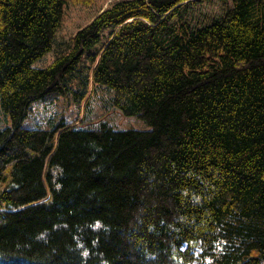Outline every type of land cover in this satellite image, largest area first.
Returning a JSON list of instances; mask_svg holds the SVG:
<instances>
[{"label":"trees","instance_id":"16d2710c","mask_svg":"<svg viewBox=\"0 0 264 264\" xmlns=\"http://www.w3.org/2000/svg\"><path fill=\"white\" fill-rule=\"evenodd\" d=\"M193 1L112 0L39 67L95 0H0V264H264V0ZM99 87L128 124L25 125Z\"/></svg>","mask_w":264,"mask_h":264},{"label":"rangeland","instance_id":"374dc122","mask_svg":"<svg viewBox=\"0 0 264 264\" xmlns=\"http://www.w3.org/2000/svg\"><path fill=\"white\" fill-rule=\"evenodd\" d=\"M110 1L112 0H95L94 3L88 6L68 3L65 8L63 21L55 35L54 48L35 60L34 65L39 67L46 66L53 60L56 54L66 50L71 43V37L76 31L82 25L89 22ZM183 5V8L187 9L189 15L194 17L195 24L208 21L211 17L217 15L221 8V3L217 0L185 2ZM109 95L110 92L106 88L99 87L96 93H94V98L90 100L88 107L82 103L80 105V111H78L76 104L72 100L68 102L62 96H48L32 104L29 115L25 120V125L42 126L46 124L45 121L49 116L64 112L69 120L77 117L78 122L75 124L76 126H86L105 118H108L115 125L128 124L129 122L122 117L120 111L112 108L108 103ZM0 116L2 126L9 122L8 115L2 110H0ZM82 117H87V120L82 119ZM132 123L134 125H140V122L136 119H132Z\"/></svg>","mask_w":264,"mask_h":264}]
</instances>
